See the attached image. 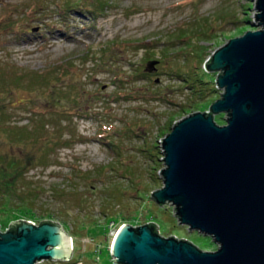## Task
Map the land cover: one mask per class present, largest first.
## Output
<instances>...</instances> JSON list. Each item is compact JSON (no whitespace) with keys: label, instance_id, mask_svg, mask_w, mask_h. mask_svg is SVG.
<instances>
[{"label":"rangeland","instance_id":"obj_1","mask_svg":"<svg viewBox=\"0 0 264 264\" xmlns=\"http://www.w3.org/2000/svg\"><path fill=\"white\" fill-rule=\"evenodd\" d=\"M255 2L0 0V11L8 4H15L18 10L25 11L21 18L23 24L18 25L24 31L14 33L0 28V58H10L29 68H42L69 56L82 66L77 71H83L80 79L85 87L84 94L91 96L87 103L91 107L86 106L91 116L73 119L76 131L86 138L60 147L58 162L31 167L26 174L44 186L37 199V216L66 220L64 226L67 228L68 225L71 239L74 229L79 230V236H74L77 249L72 261L44 258L36 264H120L108 251L115 231L125 222L137 225L149 219L160 222V233L164 236L184 237L206 250L217 247L218 243L210 234L181 223L171 201H165L167 207H164L150 196L151 191L163 185V134L159 133V127L172 113L173 124L200 109L187 106L191 109L182 111L181 104L192 99V89L200 90L212 84L213 69L204 66L201 59L210 57L212 51L228 38L261 26L256 17ZM99 3L104 4L103 8L99 5L97 10H92ZM186 26L194 30L181 37L180 31ZM204 30H214L215 35H201ZM143 42L149 49L139 46ZM106 43L112 46L111 57H108L110 63L91 66V60L83 58L84 52L88 49V55L99 54ZM200 44L206 45L204 52ZM151 50L155 52L151 58L161 61L153 63L155 68L149 65V70L154 71L150 79L135 71L147 66L148 60L144 57ZM110 66L124 74L125 86L119 92L127 96L117 100L112 99L118 86L111 82V72L98 70ZM173 69L181 76L169 72ZM215 73L216 80L219 71L215 70ZM132 76L139 77L133 80ZM214 85L219 97L223 87L216 82ZM203 100L195 97L193 101ZM12 110H15V119H26L25 110L19 107ZM215 115L218 123H226V112ZM98 131L110 133L111 145ZM75 163L88 174L94 171V175L84 178L75 174L72 168ZM100 164L107 166L97 172L94 167ZM53 184H60L70 193L63 196L53 193ZM44 209L48 212H43ZM102 210L108 214L105 216ZM120 214L128 217L121 218L118 225L111 220L110 229L102 233L107 219ZM20 217L37 222L23 215ZM93 219L99 223H92Z\"/></svg>","mask_w":264,"mask_h":264},{"label":"water","instance_id":"obj_2","mask_svg":"<svg viewBox=\"0 0 264 264\" xmlns=\"http://www.w3.org/2000/svg\"><path fill=\"white\" fill-rule=\"evenodd\" d=\"M255 8L261 26L228 38L207 59L223 87L210 111L182 116L163 135V185L152 191L157 203L171 201L179 221L210 234L217 247L164 236L152 221L125 222L110 248L118 263L264 264V0ZM218 112H226V123L215 120ZM72 252L71 234L57 220L16 218L0 230V264L68 259Z\"/></svg>","mask_w":264,"mask_h":264},{"label":"trees","instance_id":"obj_3","mask_svg":"<svg viewBox=\"0 0 264 264\" xmlns=\"http://www.w3.org/2000/svg\"><path fill=\"white\" fill-rule=\"evenodd\" d=\"M99 5L101 8L104 6L101 3L95 4L92 10H97L96 8ZM24 15L25 11L18 10L15 4L5 5L0 11V28H7L9 32L14 33L24 31V29L20 30V26H18L21 23L23 24L21 18ZM204 22L207 23V20H204ZM193 30L188 26L183 27L180 31V36L185 37V34L188 32L192 33ZM213 31L204 30L200 33L204 36H212L215 35ZM200 45L204 52L206 45ZM139 46L144 48V50L149 49V45L145 42ZM101 49V53H92L91 55H88L89 50L87 49L83 54V58L90 59L91 66L93 67L110 63L108 57H111V43L102 45ZM154 55L155 52L152 50L146 54L144 59L148 60L147 66L140 67L138 68L139 71L136 70L135 72L142 77L147 76L151 79L154 71L149 70L148 62L152 59L156 62L161 61V59L151 58ZM207 59H201L205 64L204 66L207 64ZM80 63L84 62L80 61ZM152 66L156 67V65ZM81 67L69 56H63L59 60L42 68H29L10 58H0V230H7L10 227L12 219L22 218L20 217L21 215L32 218L37 222L48 218L38 217L35 209L37 199L44 190V186L34 178L29 179L26 174L31 167L38 165L48 166L53 162H58L57 151L60 147L70 146L76 140H84L86 138L76 131L73 122L74 117L91 116V112L86 107L87 105L91 107L90 104H87L91 96L84 94L85 87L80 79L83 71H77ZM98 70H109L111 72V82L115 86H118V90H115L114 98H112L113 100L127 96L119 92L125 86L124 74L114 70L112 66ZM169 72L181 76V73L175 71V69ZM211 74V86H204L200 90L192 89V95H189L192 99L181 104L182 111L188 112L191 109L187 106H194L200 109L208 108L210 111V103L215 98L217 91V87L214 85L216 82L215 70L211 71ZM132 77L133 80H136L139 76ZM201 82L205 83L206 81L201 79ZM183 85L188 84L184 83ZM91 95L93 96V93ZM128 97L130 96L128 95ZM195 97L203 98L204 100L195 103L193 101ZM13 107L25 110L26 119L23 121L15 119L13 117V112L15 111L12 110ZM173 117L174 113L160 125V134L164 135L168 132L174 120ZM214 117L216 118V115ZM98 132L99 135L105 138L104 141L111 145V141L109 140L110 133L108 131ZM106 166L107 164H100L94 167V169L100 172ZM72 168L75 174L83 175L84 178H90L94 175V171L88 174V171L82 169L77 163L73 164ZM67 175L72 177V174ZM51 190L53 193L61 196L70 193L68 192L69 189L63 188L60 184L51 185ZM113 193L115 195L117 190L115 189ZM150 196L155 200L152 196V191ZM163 206L167 207L166 202L163 203ZM102 211L105 216L108 214V211ZM43 212L48 211L44 209ZM123 217H128V215L120 214L118 217H109L102 226V233L110 229L109 222L111 220L113 224L118 225ZM57 221L63 224V226L64 223L67 224L64 219ZM148 221L156 223L157 231L160 232L161 224L157 219H149ZM91 222L97 224L99 220L93 219ZM65 229L69 230L68 225ZM77 235L79 236V230L75 228L72 238V255L68 259H61V261L73 260L77 249L74 236L76 237ZM108 251L112 256L109 247Z\"/></svg>","mask_w":264,"mask_h":264}]
</instances>
